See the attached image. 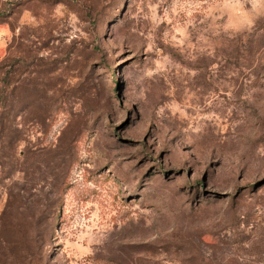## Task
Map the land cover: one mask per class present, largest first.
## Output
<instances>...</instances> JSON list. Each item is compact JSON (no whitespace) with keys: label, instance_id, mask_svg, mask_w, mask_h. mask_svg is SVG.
Segmentation results:
<instances>
[{"label":"rangeland","instance_id":"1","mask_svg":"<svg viewBox=\"0 0 264 264\" xmlns=\"http://www.w3.org/2000/svg\"><path fill=\"white\" fill-rule=\"evenodd\" d=\"M0 264H264V0H0Z\"/></svg>","mask_w":264,"mask_h":264}]
</instances>
